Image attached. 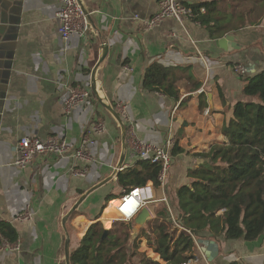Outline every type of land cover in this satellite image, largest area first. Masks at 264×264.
Instances as JSON below:
<instances>
[{
  "label": "crops",
  "instance_id": "1",
  "mask_svg": "<svg viewBox=\"0 0 264 264\" xmlns=\"http://www.w3.org/2000/svg\"><path fill=\"white\" fill-rule=\"evenodd\" d=\"M81 3L92 29L84 39H64L58 30L59 1L0 0V220L11 222L18 232L17 248H0V264H67L68 241L71 253L93 222L112 226L118 218L116 205L130 188L119 182V173L141 160L126 135L133 126L145 141L175 142L166 182L142 186L152 197L146 205L153 217L165 204L175 219L177 189L192 181L188 170L207 161L203 154L212 145L226 141L221 129L233 116V105L246 98L243 76L264 69V21L228 32L240 46L230 51L219 47L194 19L182 26L169 18L158 28L146 29L134 14L151 17L159 10V0ZM223 10L232 12L228 2ZM105 46L107 56L93 74ZM153 62L177 68L179 101L144 87L145 71ZM237 63L246 64L250 72L236 74ZM206 80L205 91L199 92ZM76 84L88 86L92 95L67 113L65 102ZM97 120L104 121L107 131L91 136L88 143L95 162L44 153L27 167L13 164L22 137L56 135L73 153ZM74 167L86 169L85 176L76 175ZM108 196L113 198L106 200ZM27 209L34 214L32 220H14ZM202 235L199 241L218 244V254L209 261L197 242L191 264H264V234L255 239L214 238L209 231Z\"/></svg>",
  "mask_w": 264,
  "mask_h": 264
},
{
  "label": "trees",
  "instance_id": "2",
  "mask_svg": "<svg viewBox=\"0 0 264 264\" xmlns=\"http://www.w3.org/2000/svg\"><path fill=\"white\" fill-rule=\"evenodd\" d=\"M183 2L198 12L194 20L212 39L264 21V0ZM227 2L230 14L223 10ZM202 8L204 12H200ZM176 76V67L153 62L145 71L143 84L177 102L181 91ZM243 79L246 98L233 105V116L221 129L226 141L212 145L203 154L207 161L188 170L191 183L177 189V225L165 204L136 236L125 221H114L110 228L101 221L93 222L72 248L71 264H182L196 258V240L206 231L214 238L226 239H255L264 234V69ZM194 86L199 88L200 83ZM159 171L158 165L141 159L134 168L120 172L118 178L129 189L149 181L159 186ZM109 198L113 197L106 200ZM106 230L107 237L102 239ZM143 239L162 261L139 250ZM6 242L17 243L18 232L11 222L0 220V248Z\"/></svg>",
  "mask_w": 264,
  "mask_h": 264
},
{
  "label": "built area",
  "instance_id": "3",
  "mask_svg": "<svg viewBox=\"0 0 264 264\" xmlns=\"http://www.w3.org/2000/svg\"><path fill=\"white\" fill-rule=\"evenodd\" d=\"M59 1L60 8L58 11V18L60 20L59 33L64 39H68L72 35H76L81 38H86L92 29L91 20L89 15L85 12L81 0H57ZM205 8H202L200 12H204ZM199 12V13H200ZM198 12H196L192 6L185 4L182 0H159V10L157 13L148 18H141L140 13H135V19H142L143 26L146 29H155L160 27L167 19L172 18L179 22L182 26L188 19H194ZM234 72L238 75H246L250 72V68L242 63H237L233 67ZM204 85L198 90L199 92L205 91ZM92 95V90L81 84L72 85L70 87L69 96L65 102V110L70 113L76 107L86 103ZM122 117L128 120V115L120 110ZM206 114H209V109H206ZM107 131V126L103 120L94 121L89 128L87 134L81 139V145L73 153L70 152V145L64 139L57 137L56 135L47 136L45 139L39 137L25 136L22 137L16 148L18 156L13 164H17L20 167H27L33 159L40 154L55 153L59 156H71L72 158L80 159L84 162H95L93 154L88 147V143L91 141V136L102 135ZM129 141V147L134 155L140 159L147 158L151 163L159 166L160 171L158 180L160 184H164L169 177L171 162H172V147L174 146V140L168 139L165 144H156L145 141L137 133L135 127H131L126 131ZM92 142V141H91ZM76 175L85 176L86 169L73 168ZM147 187H133L128 191H125L120 197L118 204L116 205V211L119 215L118 218L130 222L141 210V208L152 197H148ZM147 195V196H146ZM135 200L137 202V209L128 217L124 212V206L128 200ZM33 213L30 209H27L24 213L18 215L14 220L20 222H28L32 220ZM172 218L174 219L173 215ZM175 221V220H174ZM2 248L15 249L18 247L17 243L10 244L4 243ZM191 261L183 262L182 264H191Z\"/></svg>",
  "mask_w": 264,
  "mask_h": 264
},
{
  "label": "water",
  "instance_id": "4",
  "mask_svg": "<svg viewBox=\"0 0 264 264\" xmlns=\"http://www.w3.org/2000/svg\"><path fill=\"white\" fill-rule=\"evenodd\" d=\"M85 12L89 15V18L91 20L90 14L88 11H86V9L84 8ZM1 18H2V14H0V30H2V25H1ZM216 44L226 50H230L232 51L233 49H239L240 46L237 45V43L235 42V37L232 34H227L224 37L218 38L215 40ZM104 52L103 55L101 56V58L99 59L98 63L95 66V69L93 71V74L97 72L98 68L102 65V63L104 62L107 53H108V47H103ZM253 69V68H252ZM254 72V70H252ZM94 89V92L96 95L97 92ZM210 96V95H209ZM111 108V107H110ZM112 110V108H111ZM113 111V110H112ZM113 113L115 114V116L120 119V116L118 114H116L114 111ZM121 120V119H120ZM124 138H125V134H124ZM122 166V161L120 162V167ZM87 195H85L83 197V199H85ZM82 202V199L81 201ZM153 214L151 212V209L149 208L148 205H144L141 210L139 211V213L131 220L130 224L132 226V235L136 236L140 233V231L144 228H146L148 226L149 221H151L153 219ZM107 237V230L103 233L102 235V239ZM68 240V239H67ZM201 244H203V251L208 255V259L209 261H211L213 258H215L218 254V244L213 241V240H209V239H200L199 241ZM65 253H66V263L67 264H71V260H70V245H69V241L66 244V249H65Z\"/></svg>",
  "mask_w": 264,
  "mask_h": 264
},
{
  "label": "rangeland",
  "instance_id": "5",
  "mask_svg": "<svg viewBox=\"0 0 264 264\" xmlns=\"http://www.w3.org/2000/svg\"><path fill=\"white\" fill-rule=\"evenodd\" d=\"M247 5H249V4H247ZM117 216H119V215H117ZM115 220L118 221V220H121V219L116 218ZM115 220H114V221H115ZM114 221H113V222H114ZM111 223H112V221H111ZM109 224H110V223H109ZM109 224H108V225H109ZM139 250H140L141 252H145L147 255H149V256H151V257H153V258H155V259H157V260H159V261H162L161 258H160V256H159L157 253H155V252L153 251V249L150 248V247L147 245L145 239H143V240L141 241ZM135 260H136L137 262H139V260H140V256H137V257L135 258Z\"/></svg>",
  "mask_w": 264,
  "mask_h": 264
},
{
  "label": "clouds",
  "instance_id": "6",
  "mask_svg": "<svg viewBox=\"0 0 264 264\" xmlns=\"http://www.w3.org/2000/svg\"><path fill=\"white\" fill-rule=\"evenodd\" d=\"M250 68V67H249ZM251 73V72H250ZM201 88V87H200ZM127 135V134H126ZM173 148V147H172ZM172 153V151H171ZM160 183V182H159ZM142 187V186H141ZM133 188V187H132ZM130 190V189H129ZM128 191V190H126ZM123 195V194H122ZM146 205V204H145ZM138 205L137 202L135 200H128L127 204L124 206V212L127 214L128 217H131V215L135 212V210L137 209ZM171 218H172V213H171ZM172 220L174 221L175 219L172 218ZM116 221V220H115ZM123 221V220H121ZM126 222V221H125ZM131 222V221H130ZM128 222V223H130ZM176 223V221H174ZM198 242V244L200 243L199 240H196V243ZM201 244V243H200ZM188 262V261H187Z\"/></svg>",
  "mask_w": 264,
  "mask_h": 264
}]
</instances>
